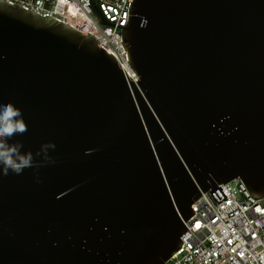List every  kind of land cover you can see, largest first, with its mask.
<instances>
[{
    "label": "water",
    "instance_id": "water-1",
    "mask_svg": "<svg viewBox=\"0 0 264 264\" xmlns=\"http://www.w3.org/2000/svg\"><path fill=\"white\" fill-rule=\"evenodd\" d=\"M122 35L139 81L0 0V106L33 156L0 170V264H164L202 191L264 196V0H135Z\"/></svg>",
    "mask_w": 264,
    "mask_h": 264
},
{
    "label": "built area",
    "instance_id": "built-area-1",
    "mask_svg": "<svg viewBox=\"0 0 264 264\" xmlns=\"http://www.w3.org/2000/svg\"><path fill=\"white\" fill-rule=\"evenodd\" d=\"M4 1L93 34L139 81L122 35L135 0ZM237 179V192L232 181L201 192L191 205L195 213L185 221L189 228L181 236L183 244L164 264H264V196L254 195Z\"/></svg>",
    "mask_w": 264,
    "mask_h": 264
},
{
    "label": "clouds",
    "instance_id": "clouds-1",
    "mask_svg": "<svg viewBox=\"0 0 264 264\" xmlns=\"http://www.w3.org/2000/svg\"><path fill=\"white\" fill-rule=\"evenodd\" d=\"M26 131L27 126L18 109L12 104L0 106V170L3 175H7L10 170L20 174L23 169L33 167V156L30 153L21 154L23 145L10 143L18 134Z\"/></svg>",
    "mask_w": 264,
    "mask_h": 264
},
{
    "label": "rangeland",
    "instance_id": "rangeland-1",
    "mask_svg": "<svg viewBox=\"0 0 264 264\" xmlns=\"http://www.w3.org/2000/svg\"><path fill=\"white\" fill-rule=\"evenodd\" d=\"M238 184H239V180L238 179H234L232 181V183H231V185L233 186L235 192H237Z\"/></svg>",
    "mask_w": 264,
    "mask_h": 264
}]
</instances>
